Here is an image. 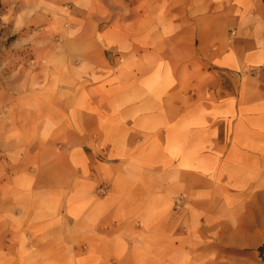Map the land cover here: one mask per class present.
<instances>
[{
  "label": "crops",
  "instance_id": "obj_1",
  "mask_svg": "<svg viewBox=\"0 0 264 264\" xmlns=\"http://www.w3.org/2000/svg\"><path fill=\"white\" fill-rule=\"evenodd\" d=\"M128 9L132 18L96 38L65 39L55 65L48 52L40 69L6 71L3 264H167L172 200L232 203L212 191L264 171L262 0ZM84 43L95 59L70 67L67 44ZM104 49L124 55L113 74ZM187 236L176 252L193 251Z\"/></svg>",
  "mask_w": 264,
  "mask_h": 264
},
{
  "label": "rangeland",
  "instance_id": "obj_2",
  "mask_svg": "<svg viewBox=\"0 0 264 264\" xmlns=\"http://www.w3.org/2000/svg\"><path fill=\"white\" fill-rule=\"evenodd\" d=\"M135 3L136 0H84L80 5L79 0H0V85H4L6 71L43 67L48 52H53L55 65L56 54L63 51L65 39L74 42L77 38H96L111 29L114 20L125 23L132 18L128 8ZM86 44H67L69 49L65 52L70 58V67L81 68L86 61L95 59L97 51L85 52ZM81 47L86 48L84 52ZM103 51L105 65L113 74L124 61V55L120 51ZM89 79L91 89L97 82L95 78ZM79 83L80 77L74 81V95L80 94L75 91ZM88 94L90 99L97 98L92 91ZM90 140H95L94 135ZM254 175L256 179L245 180L240 189L212 191L219 199L233 196L232 203L193 204L192 196L186 198L185 193L172 200L168 222L170 228L173 223L176 235L172 236L170 229L169 246L174 252L169 253L167 264H179L181 253L188 255L190 264H264V171ZM109 192L100 183L94 196L102 198ZM3 212L4 151H0V264L4 263ZM189 233L195 242L193 251L188 246L189 251L176 252L178 240L182 235L186 239ZM177 253L179 259L173 260Z\"/></svg>",
  "mask_w": 264,
  "mask_h": 264
},
{
  "label": "bare ground",
  "instance_id": "obj_3",
  "mask_svg": "<svg viewBox=\"0 0 264 264\" xmlns=\"http://www.w3.org/2000/svg\"><path fill=\"white\" fill-rule=\"evenodd\" d=\"M151 80L148 82L149 86L152 87L157 83V76L155 78V75H153L151 78Z\"/></svg>",
  "mask_w": 264,
  "mask_h": 264
},
{
  "label": "trees",
  "instance_id": "obj_4",
  "mask_svg": "<svg viewBox=\"0 0 264 264\" xmlns=\"http://www.w3.org/2000/svg\"><path fill=\"white\" fill-rule=\"evenodd\" d=\"M262 2L264 3V0H262ZM263 248H264V246H263Z\"/></svg>",
  "mask_w": 264,
  "mask_h": 264
}]
</instances>
